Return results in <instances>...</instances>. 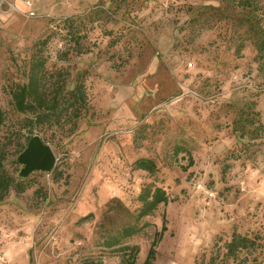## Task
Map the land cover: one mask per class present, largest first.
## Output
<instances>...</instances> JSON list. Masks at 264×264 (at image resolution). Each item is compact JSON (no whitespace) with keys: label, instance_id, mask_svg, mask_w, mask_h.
<instances>
[{"label":"rangeland","instance_id":"374dc122","mask_svg":"<svg viewBox=\"0 0 264 264\" xmlns=\"http://www.w3.org/2000/svg\"><path fill=\"white\" fill-rule=\"evenodd\" d=\"M95 1L66 16L77 18L80 44L66 17L48 10L52 0L35 15L15 3L0 10L8 126L23 116L12 89L28 81L37 54L49 92L72 88L86 71L89 98L76 128L65 116L34 129L62 176L34 172L24 192L12 188L0 201V264H121L118 247L127 245L140 247L143 264L154 243L151 264H264V128L253 130L264 126V52L247 24L263 31L264 0H104L98 16ZM239 111L253 119L245 136L234 125ZM8 131L0 128V155L18 175L28 132ZM143 157L156 173L137 168ZM148 184L164 187L169 202L137 220ZM131 224L138 232L109 246ZM234 231L256 240L235 257L226 254Z\"/></svg>","mask_w":264,"mask_h":264},{"label":"trees","instance_id":"16d2710c","mask_svg":"<svg viewBox=\"0 0 264 264\" xmlns=\"http://www.w3.org/2000/svg\"><path fill=\"white\" fill-rule=\"evenodd\" d=\"M95 3V4H94ZM94 15H99L101 10L100 6H104V0H96L94 2ZM210 6V5H207ZM212 7L217 8L213 5ZM211 7V8H212ZM98 18V17H97ZM77 19V18H76ZM75 17H66L65 22L68 24L69 31L72 32V37L75 43L80 44L82 36L79 35V29L75 28ZM249 21L247 24L255 29V36L261 37L260 41H257L259 56L264 52V29L261 31V27H256V23L247 17ZM49 38V37H48ZM48 38L41 41L44 46L48 42ZM263 56V55H262ZM47 60L43 54H37L34 56L30 68L28 81L23 84H19L12 89L13 103L15 110L21 113L23 116L18 119L17 123L11 127L7 125V112L0 107V128L6 127L9 130L8 136H18L23 134L26 130L28 134L25 136V142H19L18 152L24 150L27 146L30 138L37 134L34 129H41L46 126L54 124H60L65 116L72 117L73 127L78 126V121L89 109V98L86 85V71L78 73L74 86L70 89L58 88L54 92H49L46 84V69ZM253 119L245 117L242 112L239 111L238 115L234 119L235 129H242L245 136L250 131V125H252ZM260 128L253 129L256 132L264 128L263 124L259 125ZM257 129V130H256ZM254 136V135H251ZM254 138V137H252ZM179 153V150H176ZM4 157L0 155V201H3L9 194L12 188H15L19 193L26 190V178H20L18 175H12L6 169L4 164ZM194 159L190 156L189 164H193ZM136 166L138 169L147 170L154 174L158 170V165L153 158L143 157L136 160ZM230 165H225L223 169L224 175L227 173V169ZM55 174V179L61 178L62 174L58 172L57 168L52 171ZM141 201V207L138 210L136 219L141 220L146 216L152 215L158 209L161 204H167L169 202V194L167 190L158 185L148 184L139 194ZM93 216L90 213L81 220H85ZM166 219L164 217V223L162 226L163 233L167 226L165 224ZM139 228L136 225H127L122 229L120 237H114L108 244L109 246H115L121 243V238L131 237L138 232ZM256 240L247 234H242L238 231H234L230 241L226 243L227 256H237L238 253L244 249L249 248L250 245H254ZM156 244L154 243L148 252L147 258L143 264H151L156 257ZM120 253L123 256L121 264H136L137 256L140 250L138 245H127L126 247H118ZM89 264H102L101 262H93Z\"/></svg>","mask_w":264,"mask_h":264},{"label":"water","instance_id":"95a60500","mask_svg":"<svg viewBox=\"0 0 264 264\" xmlns=\"http://www.w3.org/2000/svg\"><path fill=\"white\" fill-rule=\"evenodd\" d=\"M16 160L21 165L18 176L27 178L37 171L52 172L57 156L52 146L46 143L40 134H34Z\"/></svg>","mask_w":264,"mask_h":264},{"label":"crops","instance_id":"0c3cea01","mask_svg":"<svg viewBox=\"0 0 264 264\" xmlns=\"http://www.w3.org/2000/svg\"><path fill=\"white\" fill-rule=\"evenodd\" d=\"M11 1V0H10ZM27 0H12L11 2L15 3L18 8H28L26 5ZM33 3L32 8H35L39 3L42 5L47 4L48 2H51V0H31ZM94 0H52V8L48 10L52 11L53 13L57 12L58 14H53L55 16H69L70 14L74 12H78L82 10L85 6H88L90 2ZM31 8V9H32ZM52 12H48V14H52ZM50 14V15H51Z\"/></svg>","mask_w":264,"mask_h":264},{"label":"built area","instance_id":"2783aa9c","mask_svg":"<svg viewBox=\"0 0 264 264\" xmlns=\"http://www.w3.org/2000/svg\"><path fill=\"white\" fill-rule=\"evenodd\" d=\"M25 3H26V5L28 7H30L29 14L30 15H35L36 14L35 10L31 9L32 6H33L32 1L31 0H27ZM7 4L10 5L11 7H14L15 8V4L13 2H11L10 0H0V10H3V7L5 5H7Z\"/></svg>","mask_w":264,"mask_h":264}]
</instances>
